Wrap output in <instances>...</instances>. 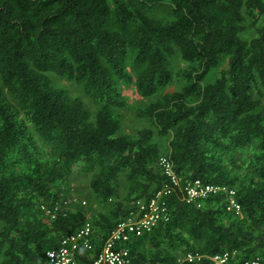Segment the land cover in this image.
I'll use <instances>...</instances> for the list:
<instances>
[{
  "label": "trees",
  "instance_id": "obj_1",
  "mask_svg": "<svg viewBox=\"0 0 264 264\" xmlns=\"http://www.w3.org/2000/svg\"><path fill=\"white\" fill-rule=\"evenodd\" d=\"M132 85L160 94L134 134L119 113ZM162 155L183 183L235 190L241 213L224 190L189 201L174 186L131 264L264 261V0H0V264L44 263L87 220L99 252L132 202L174 185ZM77 170L100 209L72 200Z\"/></svg>",
  "mask_w": 264,
  "mask_h": 264
},
{
  "label": "built area",
  "instance_id": "obj_2",
  "mask_svg": "<svg viewBox=\"0 0 264 264\" xmlns=\"http://www.w3.org/2000/svg\"><path fill=\"white\" fill-rule=\"evenodd\" d=\"M159 164L171 177L174 185H166L151 200L138 199L132 202V208L128 216L117 223L99 252H97L93 241L94 226L91 220H87L81 228L65 235L58 248L48 250L45 262L40 264H131L130 243L133 238L152 230L158 223L170 219V210L164 196L175 190L174 186H179L184 197L189 201L203 199L210 193L224 190L228 193L227 196L230 197L228 210L241 213V206L234 197L235 190L206 184L199 179L183 183L182 179L173 170V165L166 155H162ZM59 207L60 205H56L54 209H47L48 213H51L54 217ZM84 251L88 252L90 260L87 261L81 258ZM188 258L192 259L193 256L189 254ZM212 259L215 264H226L230 259V255L229 253L215 255ZM247 264H264V261L259 258Z\"/></svg>",
  "mask_w": 264,
  "mask_h": 264
},
{
  "label": "rangeland",
  "instance_id": "obj_3",
  "mask_svg": "<svg viewBox=\"0 0 264 264\" xmlns=\"http://www.w3.org/2000/svg\"><path fill=\"white\" fill-rule=\"evenodd\" d=\"M176 66H177V62ZM186 66V63L178 61V67ZM59 84L65 86L69 89V91L73 95L81 96L88 106L95 110L96 103L87 95L79 84L68 81V80H59ZM181 81H176L173 85L166 88L165 91H173L175 89H179L182 86ZM123 95L128 100V105L119 110L121 114L122 120V128L121 130L125 133L134 134L138 129L149 126V121L139 115L138 111L140 108H144L147 104H149L152 100L156 99L160 94H157L153 97H142L138 94L135 86H124L122 89ZM164 92V91H162ZM162 145L164 147L167 146L166 138L160 139ZM70 188V193L72 200L74 202L82 201L85 205H90L93 203L96 209H100L101 207L95 204V200L92 195V190L90 187V175L85 172L77 170L75 174L70 178V182L67 185ZM228 197V201H229ZM231 261L228 260L226 264H230Z\"/></svg>",
  "mask_w": 264,
  "mask_h": 264
}]
</instances>
